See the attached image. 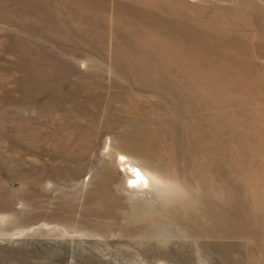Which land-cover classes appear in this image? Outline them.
Listing matches in <instances>:
<instances>
[{
	"label": "rangeland",
	"instance_id": "rangeland-1",
	"mask_svg": "<svg viewBox=\"0 0 264 264\" xmlns=\"http://www.w3.org/2000/svg\"><path fill=\"white\" fill-rule=\"evenodd\" d=\"M260 109L264 0H0V264H264Z\"/></svg>",
	"mask_w": 264,
	"mask_h": 264
},
{
	"label": "bare ground",
	"instance_id": "bare-ground-1",
	"mask_svg": "<svg viewBox=\"0 0 264 264\" xmlns=\"http://www.w3.org/2000/svg\"><path fill=\"white\" fill-rule=\"evenodd\" d=\"M257 118H262V117H264V112L260 109L259 110V112L257 113ZM256 122L258 121L257 119L255 120ZM261 125L263 126L264 125V120H262L261 121ZM257 132H259V133H257ZM256 133H257V135L259 136H262V137H264V132H262V130H259V131H256ZM261 174H263L264 175V168L261 170V171H255V172H253V175H251V176H249V177H245L244 176V179L246 178V180H250L249 182H251V183H253L254 184V191H255V193H253L252 195H251V200H252V205L254 206V208L255 209H258V208H262V207H264V199H263V202L260 200V199H257V198H255L258 194H262L263 192L262 191H259V190H256V185L257 184H262L263 186H264V181H262L261 182V179H260V175ZM144 178H145V175L143 174L142 175V173H139V179H138V181H137V183L140 185V186H145L146 184H149L150 182H149V178H147L146 180H147V182L144 184V183H141L143 180H144ZM254 199H255V201H254Z\"/></svg>",
	"mask_w": 264,
	"mask_h": 264
},
{
	"label": "snow or ice",
	"instance_id": "snow-or-ice-1",
	"mask_svg": "<svg viewBox=\"0 0 264 264\" xmlns=\"http://www.w3.org/2000/svg\"><path fill=\"white\" fill-rule=\"evenodd\" d=\"M121 159H123V157ZM132 183H135V182L133 181Z\"/></svg>",
	"mask_w": 264,
	"mask_h": 264
}]
</instances>
